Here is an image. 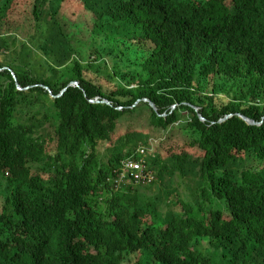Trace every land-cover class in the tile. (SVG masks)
<instances>
[{"label": "trees", "instance_id": "obj_1", "mask_svg": "<svg viewBox=\"0 0 264 264\" xmlns=\"http://www.w3.org/2000/svg\"><path fill=\"white\" fill-rule=\"evenodd\" d=\"M17 2L0 0V264H264V0H33L10 24ZM65 6L94 16L87 38ZM145 112L153 139L117 136ZM175 128L187 148H167ZM140 159L153 179L123 180ZM178 175L187 191H163Z\"/></svg>", "mask_w": 264, "mask_h": 264}, {"label": "rangeland", "instance_id": "obj_2", "mask_svg": "<svg viewBox=\"0 0 264 264\" xmlns=\"http://www.w3.org/2000/svg\"><path fill=\"white\" fill-rule=\"evenodd\" d=\"M33 0H18L17 4L14 6V9L10 12L8 15V21L10 24H20V23H29L31 18H33ZM71 7L65 6L61 12V19L63 21H71L72 23H75L80 26V29L82 30L80 37L87 38V32L90 31L94 25V16L92 14L86 13L85 11L77 8H73V13L70 11ZM9 29V28H8ZM21 36H24L21 34ZM149 120V113L145 112L142 116L136 118L133 121H130L128 123H124L120 125L118 131L116 132L117 136L121 134H125L129 131H141L146 133H151L152 136L151 139L154 138V134L151 131ZM179 134L178 129H174L173 133L170 135V139L168 140L167 148L169 150H182L187 148L188 146L185 144V141L182 140L180 137H177ZM195 152H198L196 149H193ZM163 153V152H162ZM179 178H175L172 180L169 176L167 183V187H162V190L165 191L166 189H169L171 191H175L179 186L181 187V190L183 192L187 191V184L189 181V178H183L178 175ZM115 187L116 190V182L113 180L111 181ZM192 187H194L192 185ZM180 190V192H181ZM153 193H160V190L158 188H155L152 190ZM178 209V208H177Z\"/></svg>", "mask_w": 264, "mask_h": 264}, {"label": "built area", "instance_id": "obj_3", "mask_svg": "<svg viewBox=\"0 0 264 264\" xmlns=\"http://www.w3.org/2000/svg\"><path fill=\"white\" fill-rule=\"evenodd\" d=\"M121 177L123 180L135 181L141 184H148V181L153 179V175L148 170L144 159L124 161Z\"/></svg>", "mask_w": 264, "mask_h": 264}, {"label": "water", "instance_id": "obj_4", "mask_svg": "<svg viewBox=\"0 0 264 264\" xmlns=\"http://www.w3.org/2000/svg\"><path fill=\"white\" fill-rule=\"evenodd\" d=\"M19 89L20 90H23L22 88H20L19 87ZM66 91V90H65ZM64 91V92H65ZM63 92V93H64ZM63 95V94H62ZM145 101H148V99H145ZM94 102V101H93ZM96 103H101V101L100 100H97V101H95ZM103 103H108V104H110V102L108 101V100H106V101H103ZM151 106L156 110V111H158V107L156 106V104L155 103H153V102H151ZM176 107V106H175ZM248 124H257L258 122H256L254 119H251V118H249V117H247L246 115H243V114H241V113H238ZM232 114H228L225 118H223V119H221V121H223V120H225L226 118H228V117H230ZM200 117L202 118V119H204V117L202 116V115H200Z\"/></svg>", "mask_w": 264, "mask_h": 264}, {"label": "bare ground", "instance_id": "obj_5", "mask_svg": "<svg viewBox=\"0 0 264 264\" xmlns=\"http://www.w3.org/2000/svg\"><path fill=\"white\" fill-rule=\"evenodd\" d=\"M140 145V144H139ZM145 145V144H144ZM148 150V149H147ZM149 151V150H148ZM138 154V153H137ZM148 154V153H147ZM131 157V156H130ZM137 157H139V156H137ZM148 157V156H147Z\"/></svg>", "mask_w": 264, "mask_h": 264}]
</instances>
